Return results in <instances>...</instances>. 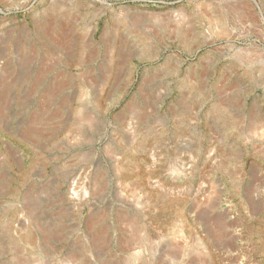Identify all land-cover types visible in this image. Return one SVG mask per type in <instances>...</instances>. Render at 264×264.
Segmentation results:
<instances>
[{
	"label": "rangeland",
	"instance_id": "374dc122",
	"mask_svg": "<svg viewBox=\"0 0 264 264\" xmlns=\"http://www.w3.org/2000/svg\"><path fill=\"white\" fill-rule=\"evenodd\" d=\"M0 264H264V0H0Z\"/></svg>",
	"mask_w": 264,
	"mask_h": 264
}]
</instances>
